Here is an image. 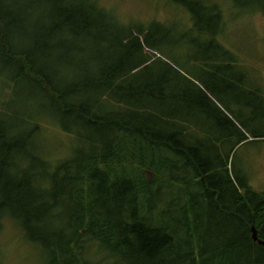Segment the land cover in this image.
Returning <instances> with one entry per match:
<instances>
[{
    "label": "trees",
    "instance_id": "trees-1",
    "mask_svg": "<svg viewBox=\"0 0 264 264\" xmlns=\"http://www.w3.org/2000/svg\"><path fill=\"white\" fill-rule=\"evenodd\" d=\"M170 1L192 17L182 39L196 30L230 55L208 27L223 28L216 1ZM232 2L264 14V0ZM174 30L122 23L98 0H0V230L14 220L46 264H98L87 242L122 264H264L251 229L264 224V192L232 159L264 140L257 115L228 100L239 87L230 57L199 86L145 51ZM45 118L78 144L56 165L44 158Z\"/></svg>",
    "mask_w": 264,
    "mask_h": 264
},
{
    "label": "rangeland",
    "instance_id": "rangeland-1",
    "mask_svg": "<svg viewBox=\"0 0 264 264\" xmlns=\"http://www.w3.org/2000/svg\"><path fill=\"white\" fill-rule=\"evenodd\" d=\"M98 1L102 6L112 10L125 24L146 25L151 21H158L168 26H176V30L170 32L168 38H162V34H158L157 49L153 51L146 47L145 51L169 63L184 77L199 86H202L200 81L202 73L210 75L209 71L212 70L210 67L214 64L216 67L221 66L225 69V66L230 64V57L233 65L231 71L234 73L227 78V81L232 84L238 82L235 86L239 87L236 89L232 86L235 89H232L228 100L230 103L243 105L249 109L244 111L245 114L243 113L248 120L252 116L249 105H253V111H255L253 113L257 115H255L257 118H253L251 127L264 135V115L260 116L264 106H259L260 101L264 102V14L262 11L256 8L235 7L232 0H210L217 2L223 14V28L221 23L215 22L208 23V27L210 30L222 29L218 43L230 50V55L224 58L223 51L215 48L208 50L207 46L210 45L211 39L208 36L197 37L196 30L182 39L181 35H184L193 25L192 17L183 6L172 3L170 0ZM196 37L198 41L192 43L191 40ZM213 59L217 60L213 61ZM205 60L208 65L205 64ZM220 76H229V71L226 73L224 71V74ZM214 78L218 79L217 76ZM240 78L243 79V84H240ZM207 79L210 82L213 77L209 76ZM258 89L260 94L256 93ZM26 90L27 88H24L20 91L25 92L26 95V98H22L25 100L22 107L25 112L29 109L26 108L28 107ZM15 91V88L4 89L1 92V98L4 99L8 95L5 101L11 102ZM168 105H171L170 109L173 108L172 104ZM235 110L241 113V107ZM49 120L45 118L43 121L45 125L43 139L47 140L48 145V152H44V158L56 165L71 157L74 151L76 152L78 144L73 136ZM248 136L251 138L249 133ZM233 155L236 169L246 171L252 188L264 192V140L249 141L236 148L232 159ZM83 250L98 264H122L116 263L115 256L102 249L96 242H87ZM0 264H46L42 247L25 236L21 226L9 217L4 219L0 230Z\"/></svg>",
    "mask_w": 264,
    "mask_h": 264
},
{
    "label": "water",
    "instance_id": "water-1",
    "mask_svg": "<svg viewBox=\"0 0 264 264\" xmlns=\"http://www.w3.org/2000/svg\"><path fill=\"white\" fill-rule=\"evenodd\" d=\"M252 238L258 241L260 244L264 245V240L259 237V231H264V224L258 229L255 225L252 226Z\"/></svg>",
    "mask_w": 264,
    "mask_h": 264
},
{
    "label": "flooded vegetation",
    "instance_id": "flooded-vegetation-1",
    "mask_svg": "<svg viewBox=\"0 0 264 264\" xmlns=\"http://www.w3.org/2000/svg\"><path fill=\"white\" fill-rule=\"evenodd\" d=\"M261 232H263V231H261Z\"/></svg>",
    "mask_w": 264,
    "mask_h": 264
}]
</instances>
